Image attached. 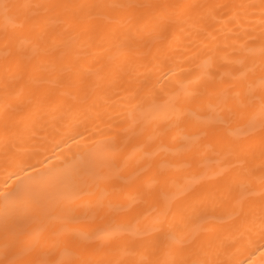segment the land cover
<instances>
[{
    "label": "bare ground",
    "instance_id": "obj_1",
    "mask_svg": "<svg viewBox=\"0 0 264 264\" xmlns=\"http://www.w3.org/2000/svg\"><path fill=\"white\" fill-rule=\"evenodd\" d=\"M0 264H264V0H0Z\"/></svg>",
    "mask_w": 264,
    "mask_h": 264
}]
</instances>
